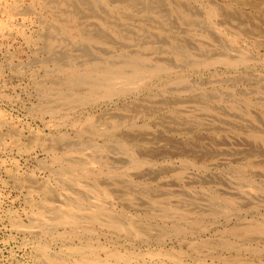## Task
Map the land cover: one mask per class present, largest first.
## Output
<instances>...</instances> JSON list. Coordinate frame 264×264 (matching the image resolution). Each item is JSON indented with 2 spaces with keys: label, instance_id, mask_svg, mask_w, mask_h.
<instances>
[{
  "label": "rangeland",
  "instance_id": "obj_1",
  "mask_svg": "<svg viewBox=\"0 0 264 264\" xmlns=\"http://www.w3.org/2000/svg\"><path fill=\"white\" fill-rule=\"evenodd\" d=\"M0 264H264V0H0Z\"/></svg>",
  "mask_w": 264,
  "mask_h": 264
},
{
  "label": "bare ground",
  "instance_id": "obj_2",
  "mask_svg": "<svg viewBox=\"0 0 264 264\" xmlns=\"http://www.w3.org/2000/svg\"><path fill=\"white\" fill-rule=\"evenodd\" d=\"M111 257H112V255H111Z\"/></svg>",
  "mask_w": 264,
  "mask_h": 264
}]
</instances>
